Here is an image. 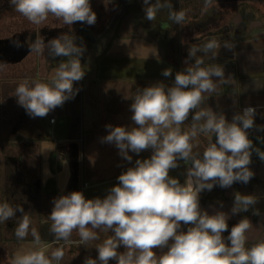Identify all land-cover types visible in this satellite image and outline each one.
Listing matches in <instances>:
<instances>
[{
  "label": "clouds",
  "instance_id": "9594fccd",
  "mask_svg": "<svg viewBox=\"0 0 264 264\" xmlns=\"http://www.w3.org/2000/svg\"><path fill=\"white\" fill-rule=\"evenodd\" d=\"M12 3L33 24H42L49 15L67 26L96 22L90 0ZM208 3L206 0V7ZM143 4L148 21L155 20L156 13L165 7L169 9V19L176 24L185 19V12L171 11V0H143ZM75 39L70 29V33L54 37L47 44L43 38L33 44L31 51L37 54H43L47 47L50 55L66 59L59 63L50 82L25 80L16 87L17 102L30 116L46 117L74 96V82L85 75L80 61L84 49ZM223 46L231 48L227 42ZM220 47L211 40L188 54L194 58L197 51H203L215 56ZM203 63L202 58H195L185 70L175 73L170 86L157 82L140 89L130 105L134 126H107L103 142L115 144L125 160H132L129 152L139 154L148 149L152 150L150 157L136 159L134 166L121 172L118 183L103 198H85L82 192L72 191L54 199L49 217L56 240L68 241L76 231L81 244L88 245L100 240L101 232L112 233L95 245L97 257H86L84 264H109L110 260L116 264H264V237L247 245L251 227L247 217L229 230L225 212L209 214L200 207L202 191L217 185L229 188L236 182L247 184L253 177L249 168L253 146L248 130L254 127L256 114V109L248 106L229 121L222 112L201 108L205 94L217 90L212 77H224L221 66L203 67ZM162 75L171 76V69H164ZM190 113V130L183 131L180 126ZM201 133L209 137V142L202 154H194L192 140ZM257 153L264 160V153ZM178 160L188 165L183 183L169 175L178 167ZM254 203L255 196L237 192L231 212L247 211ZM17 211L22 215L15 235L24 239L29 234L30 217L23 207L0 203V222L13 218ZM181 224L187 226L186 230H181ZM224 232H228L227 240ZM31 235L38 244L40 237L35 229ZM120 247L124 251H117ZM165 248L159 255L154 251ZM63 258L62 247L50 255L34 248L17 253L11 264H53Z\"/></svg>",
  "mask_w": 264,
  "mask_h": 264
},
{
  "label": "crops",
  "instance_id": "0c3cea01",
  "mask_svg": "<svg viewBox=\"0 0 264 264\" xmlns=\"http://www.w3.org/2000/svg\"><path fill=\"white\" fill-rule=\"evenodd\" d=\"M106 1L109 6V12L105 15V19L99 21L104 22L103 25L99 28L95 24L86 26H88L89 31L97 34L107 27H111L112 21H117L116 26L109 34L110 41H108V45H106L109 51L107 49L106 52L104 51L108 61H101L96 58H94V60H84L82 56L80 57L82 67L85 69V75L82 80L74 82L73 88L76 90L74 96L66 100L62 105L66 113L65 119L67 121L68 131L62 143L57 141L60 139H54L52 141L53 143L51 145L53 149L50 151L51 160L49 159L47 161L48 165L42 173V175L46 177V181L44 180V182H46L47 188L50 187L51 184H59L57 189L60 190V193H58L57 196L68 194L72 191H80L85 198H103L110 188L118 183L117 178L121 172L125 171L130 166H134L136 159L150 157L152 152L151 149L142 151L139 154L129 152V155L132 156V160L129 162L120 155L115 144L103 142V138L109 130L107 127L109 125H121L125 127L134 126L131 120L130 105L135 95L140 89L155 84V78L157 76L160 77L159 72L161 68H165L167 65L168 67L171 66L170 62H168L169 64L161 65L158 60L161 56L156 49L157 44H159V41L156 40V36L158 37L160 27L169 31L172 29L176 34V29L174 28L176 24L170 20L165 26H162L155 20H146L143 15V0H115L116 3L114 0ZM91 2L92 1H90V4ZM6 3H8V6L0 10L2 11L0 12V30L1 20H3L2 14L5 15L7 13L13 23L10 21L11 24H9L10 26L8 25L9 29L7 32L0 33V39H8L7 42H5L6 47L12 45V41L16 42L17 46L14 45V47H12V54H8L10 60L8 63L5 62L2 64L4 65L3 67H6L7 64L19 62L23 60L25 56H28L29 51L30 53L32 52L31 48L34 44L31 40L34 37L36 42V37H39V35L35 34L36 28H34L33 23L28 20L26 26L22 28L17 27L16 22L20 21L21 18H26L16 11L12 0H7ZM117 4L121 6L119 9L122 11L118 17H116L117 13L115 11L118 10V8L116 9ZM146 6L147 5H145V7ZM82 24L83 23H80V26ZM56 27L59 28V26ZM169 27H171V29ZM62 28L68 33L71 29V33L74 36L81 37L79 33L75 34V32H73L72 26L64 25ZM110 29H106L105 31H111ZM143 34H145L144 36H146L147 40L143 39ZM168 35L173 36V33L171 34V32H168ZM19 37L27 39L30 37V40L28 39L29 41H25V43L31 46L28 47L25 44L24 48L26 49H23L22 53L21 49L18 48L20 46L18 43ZM51 37H53V35ZM51 37H49V39H51ZM117 46L125 47L124 51H126L127 56H136L137 59L134 61H122V59L125 58V54L119 53L116 49ZM24 54L26 55L23 57L22 55ZM62 58L63 57H54L48 54L47 57L43 59L42 64L44 70L42 72V77H37L34 81H45L49 77L50 71L48 70L54 66H58ZM2 65H0V67ZM223 65V78L231 77V81L235 86L238 78L235 76L233 65L230 63L226 64L227 66H225V64ZM247 70L250 72L251 68ZM251 72H253L252 75H250L251 78L257 76L256 70ZM172 77L174 78V76ZM212 78L213 80H218V77ZM223 78L219 81H222ZM85 83H87L86 87ZM247 95L249 102L239 103L237 109H230L229 103L226 110L219 109L213 111L217 113L222 112L226 119L231 121L233 115L242 111L245 107L252 106L256 109L254 118L255 125L252 129L248 130V136L253 146L250 158L251 163L249 164V168L253 172V177L247 184L236 182L229 188H221L217 185L211 190H204L199 194V203L201 209L206 210L209 214H214L216 211L225 212L229 216L227 220L229 230L231 226L237 223L242 217H247L251 224L247 233V245L250 246L259 238L264 237V160L260 159L257 153H264V88H262L261 85L257 87V84L252 83L249 86ZM191 115L189 116V121H185V131L190 130L192 123ZM50 118L54 117L50 116ZM50 118L49 124H56L57 120L54 118L55 121L51 123ZM46 139H48V136L45 138L41 137L40 140L44 142ZM211 139L214 141L215 137L213 136ZM208 142V136L202 133L198 134L197 137L192 140V144L193 149L196 150L199 148L200 151H193V153L202 154ZM48 143L49 142H47V144ZM75 159L77 160L75 161ZM73 163L77 165L75 168ZM187 166L186 164L185 167L179 171H177L176 168L171 169L169 175L177 177L180 182L183 183ZM237 192L255 196L256 203L249 206L247 211L233 214L231 208L233 206L234 196ZM46 196V201L48 202L47 192ZM46 201H44V204L47 203ZM46 208L48 209V204ZM186 228V225L181 224V230H186ZM111 234V232L103 233L100 240H103L105 235ZM53 236L45 238V240H40L47 242L46 247H48L47 253L49 254L54 249L55 244H61V242L56 240ZM223 236L227 240L228 232H224ZM18 241L12 246L14 248L13 250L17 249L19 245H27L32 240ZM62 243L83 245L76 231H73L68 241H63ZM97 243H99V240L89 242L88 245L82 247L83 249L81 252L90 253L92 247H95ZM117 251L122 252L124 249L120 247ZM156 253L157 255L160 254L158 252ZM96 257L97 250L94 248L93 258ZM109 264H116V262L115 260H110Z\"/></svg>",
  "mask_w": 264,
  "mask_h": 264
},
{
  "label": "rangeland",
  "instance_id": "374dc122",
  "mask_svg": "<svg viewBox=\"0 0 264 264\" xmlns=\"http://www.w3.org/2000/svg\"><path fill=\"white\" fill-rule=\"evenodd\" d=\"M90 1H92L91 8L96 14L97 21L95 22V25L99 28L104 23L99 21L105 19V15L109 12V6L106 0ZM179 1L180 3L186 1L187 5L179 7L178 11L185 12V19L180 24H177L176 34L171 27H169L171 31L160 27L159 35L156 37L159 41V44L156 43V49L161 56L158 59L161 65L169 64L168 56L171 57L172 62L171 66L168 67L167 65L165 68H161V71L159 72L160 77L157 76L154 83L163 82L165 86L172 85L174 82L172 76H175V73L178 71L185 70L187 64L194 63L195 58L203 59V67H223V64H225V66H227L226 64H229L227 61L234 57V53H239L240 56L245 55L248 59L245 61V68H251L250 72L256 70L257 76L251 78V76L248 77L247 74L245 76L241 75L239 77L240 79H237V86H234L231 77L223 78L222 81H219V78L218 80H214L217 82V90L211 95L205 94V99L200 107L205 109L211 107L212 110H226L227 105L230 103V109H237L239 103L249 102L247 92L252 83L257 85L260 84L261 87L264 88V0H237L238 4H235L236 6L234 8L233 0H224V2L220 0H209L207 7L206 0ZM6 2L7 0H0V10L8 6V3ZM196 4H198L200 8H196ZM192 7L195 9H192ZM117 8L118 10H115L117 13L116 17L122 12L119 9L121 8L119 4H117L116 9ZM156 14V18L159 19L162 26H165L171 20L169 19V13H166L165 8L161 9ZM2 15L3 20H1L0 33H5L8 31L9 24H11L10 21L12 20L7 13ZM243 15L246 18H244ZM235 16L239 17L241 20L240 28H244L249 21L254 19L259 22L257 28L252 29L250 34L244 32L247 37L245 38L246 41L242 42L243 46L241 47H235L234 44H231L233 39L231 36V29L232 26H234L233 17ZM116 23V20L112 21V26L106 28H111V31H105V29L97 34L89 31L88 26H86L88 24L83 23L80 26V22H76L71 25L73 32H75V34L79 33L81 36L79 43L84 49L83 54L81 55L84 60H94V58H96L101 61H108L105 52L106 49L108 51L109 49L106 45H108V41H110L109 34L116 26ZM16 24L17 27L22 28L28 24V21L27 19L21 18ZM62 24L61 20H58L51 15H49L48 19L42 24H33L34 28H36L35 34L39 35V37H36V41L43 38L45 44H47L52 38L68 33L62 28V26H64ZM56 26H59V28ZM229 30L230 32H228ZM168 32H171V34L173 33V36L168 35ZM52 35L53 37H51ZM49 37H51V39H49ZM28 39L30 40V37ZM28 39L22 37L18 38V43L20 44V46L18 45V48L21 49V53L23 49H26L24 46L26 44L25 41H29ZM7 40L8 39H0V65L5 62L8 63L10 60V56L7 53V47L5 46ZM211 40H216L221 46L218 49L217 55L213 56L212 52L204 53L203 51H197L196 57H189L188 53L191 49H200L205 43ZM31 42L35 43L34 37ZM226 42L231 45L230 49L223 46ZM26 46L30 47L31 45L26 44ZM124 48L125 47L121 46L116 47L119 53L125 54V58H123L122 61H134L137 59L136 56H127ZM26 54L22 56L24 57ZM28 54V56H25V58L19 62L7 64L6 67H3L4 65L0 67V203L7 202L8 204L13 205V202L15 201H22L19 197V192L13 193L11 190L13 186L9 183L11 180L9 176L11 169L8 164L4 162L5 156L9 154L19 160V166L22 169L21 178L23 177V179L25 178L26 180V178L30 177L29 173H33L32 179L38 180L44 185L45 192L48 194V202L45 200L47 203L44 204V208L46 209L48 204V211L40 213L29 212L27 214L30 217V228L28 236L24 239H18L16 237L15 228H13V230L10 229L11 227L9 223L11 219L14 218H11L6 222H0V264H11V261L17 253L26 252L34 248L43 249L46 254H49L47 253V242L40 241L37 244L31 235V230L35 229L37 231L40 240H45V238L53 236V233L51 232L52 221L49 214L52 210L54 199L60 196H57V194L60 193V190L57 189L59 184L57 185L54 183L47 188V184L44 182V180L46 181V177L42 175L41 166L49 159L51 160L50 151L53 149L51 145L53 143L52 141L54 139H60L63 142L65 139L66 132L68 131V125L66 124L67 121L65 119L66 113L62 106H59L50 111L46 117H32L26 112L24 107L18 104L17 97L15 96L16 87L25 80L31 83L35 78L42 77V72L44 70L42 64L43 59L50 53L48 48L45 47L43 54H37L34 51L31 53L29 51ZM64 59L66 58L63 57L62 60ZM57 67L58 66H54L48 70L50 71L49 77L46 80L44 79L45 82H50ZM166 68L171 69L172 75L170 77L162 75L163 70ZM246 72L248 71L246 70ZM86 85L87 83H85V87ZM190 115L191 113L189 116ZM50 116H53L57 120L56 124H49ZM186 121H189V117ZM180 127L185 131V122ZM47 136L48 139L44 142L43 140H40L41 137L45 138ZM47 142L49 143L47 144ZM193 151L199 152L200 149H193ZM76 160L77 159H75V161ZM182 161L183 160H178L177 171L182 170L183 167H185L186 162ZM26 181H31V179H27ZM19 220L20 219L15 220V227L18 225ZM102 235L103 232L100 233V237ZM18 240L32 241L27 245H19L17 249L13 250L14 248L12 246ZM59 241L61 244H55L53 250L57 247H62L64 250V258L59 262L53 261V264H84L86 257H94V246L90 253H83L81 250L84 245H78L75 243L65 244L62 243L64 240ZM101 242L102 240H99V243Z\"/></svg>",
  "mask_w": 264,
  "mask_h": 264
},
{
  "label": "flooded vegetation",
  "instance_id": "af4514ba",
  "mask_svg": "<svg viewBox=\"0 0 264 264\" xmlns=\"http://www.w3.org/2000/svg\"><path fill=\"white\" fill-rule=\"evenodd\" d=\"M222 2H224V0H220ZM235 1V2H234ZM233 8L238 4L237 0H233ZM171 4H172V9L171 11L175 12L179 10V7H183L186 6L187 4H183V3H178V0H171ZM236 4V5H235ZM147 7V6H146ZM194 7H192L193 9ZM196 8H200L198 4H196ZM166 9V13H169V9L167 7H165ZM195 9V8H194ZM200 10V9H199ZM145 17V13L143 14ZM200 15V14H199ZM157 16V14H156ZM244 18H246L243 15ZM147 20V19H146ZM145 20V22H146ZM156 22H158V24L160 25V21L159 19H155ZM233 23L234 26H232V43L234 44L235 47H241L243 46L242 42L246 41V37L247 35L245 34L246 32H248V34H250V31L254 28H257V26L259 25V22H257L255 19L251 20L248 22L247 25L244 26V28H240L241 24V20L239 17H233ZM176 24V23H175ZM177 24L174 26V28L176 29ZM177 32V31H176ZM230 32V30L228 31ZM245 32V33H244ZM142 35V34H141ZM145 34H143V39H146V36H144ZM159 35V34H158ZM161 36V35H160ZM157 37V36H156ZM147 40V39H146ZM157 40V39H156ZM160 55V54H159ZM165 56V55H164ZM234 57H232V59H229L227 61V63H230L233 65L234 67V71H235V76L240 79L239 77L241 75H252L249 73H253V72H249L245 66H246V60H248L246 58L245 55H239V53L233 55ZM169 57V58H168ZM167 58L169 59V62L171 63V57L168 56ZM176 63V61H175ZM245 63V64H244ZM250 63V62H249ZM246 70L248 72H246ZM14 156H11L9 154H7L4 158V162L6 164H8L9 168L11 169L10 171V185L13 186V188L11 189L13 193L19 192L20 194V198L22 201H15L13 202L12 206H21L24 209L25 214H28L29 212H43V211H48V209L44 208V201L47 200V196H46V192H45V188L44 185H42L40 183V181L38 180H33L32 179V174L33 173H29L30 177L26 178L27 179H31V181H26L25 178L23 179V177L21 178V174H22V169L19 166V160L15 157V160L12 158ZM46 163V164H45ZM42 166H41V172L43 173V171L46 169L47 167V161L45 162ZM44 184V183H43ZM45 209V210H44ZM22 213L17 211L15 216L13 217L14 219H11L9 225H10V229L13 230V228L16 229L15 227V220L20 219L21 218ZM166 251L165 249H154L155 252L161 253L162 251Z\"/></svg>",
  "mask_w": 264,
  "mask_h": 264
},
{
  "label": "water",
  "instance_id": "95a60500",
  "mask_svg": "<svg viewBox=\"0 0 264 264\" xmlns=\"http://www.w3.org/2000/svg\"><path fill=\"white\" fill-rule=\"evenodd\" d=\"M11 43H12V45H10L9 47H7V53L8 54H12V52H13V48L12 47H14V45H16V42H14V41H12ZM12 158L15 160V157H12Z\"/></svg>",
  "mask_w": 264,
  "mask_h": 264
},
{
  "label": "trees",
  "instance_id": "16d2710c",
  "mask_svg": "<svg viewBox=\"0 0 264 264\" xmlns=\"http://www.w3.org/2000/svg\"><path fill=\"white\" fill-rule=\"evenodd\" d=\"M178 3H180L179 0H178ZM181 3H183V4H187L186 1H183V2H181ZM181 3H180V4H181ZM183 7H184V6H183ZM194 15H195V14H194ZM75 38H76V39H75V42H76L78 45H80V43H79V39H80V38H79L78 36H75ZM73 161H74V160H73ZM73 166H74V168H75L76 164L73 163ZM74 174H75V170H74Z\"/></svg>",
  "mask_w": 264,
  "mask_h": 264
},
{
  "label": "built area",
  "instance_id": "2783aa9c",
  "mask_svg": "<svg viewBox=\"0 0 264 264\" xmlns=\"http://www.w3.org/2000/svg\"><path fill=\"white\" fill-rule=\"evenodd\" d=\"M55 121V119L54 118H50V122L52 123V122H54ZM59 143L60 142H62V140H57Z\"/></svg>",
  "mask_w": 264,
  "mask_h": 264
}]
</instances>
